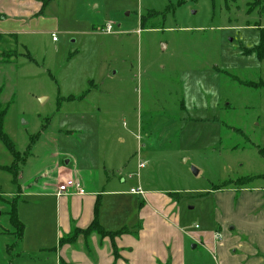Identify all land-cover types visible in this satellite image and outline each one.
I'll list each match as a JSON object with an SVG mask.
<instances>
[{
	"label": "rangeland",
	"instance_id": "rangeland-1",
	"mask_svg": "<svg viewBox=\"0 0 264 264\" xmlns=\"http://www.w3.org/2000/svg\"><path fill=\"white\" fill-rule=\"evenodd\" d=\"M42 1L0 0V113L15 150L0 141V168L12 166L0 169V264H97L107 246L119 264L120 252L142 251L133 226L139 215L151 225L154 211L170 228L158 233L160 253L180 230L215 227L245 243L230 229L240 214H229L243 189L264 191V60L245 53L264 28L263 0H48L37 14ZM61 167L84 188L117 193L103 198L101 220L127 227L134 247L73 226L58 237V204L45 195L56 174L58 186L66 180ZM137 188L142 196L130 194ZM182 236L184 264H216ZM232 245L227 253L241 254Z\"/></svg>",
	"mask_w": 264,
	"mask_h": 264
},
{
	"label": "crops",
	"instance_id": "crops-1",
	"mask_svg": "<svg viewBox=\"0 0 264 264\" xmlns=\"http://www.w3.org/2000/svg\"><path fill=\"white\" fill-rule=\"evenodd\" d=\"M17 16H20V14H17ZM68 165L69 163H67V165L65 166ZM61 170L63 171V178H74L75 180L79 181L82 188L84 189L85 194L77 195L75 193H72L61 195L58 197L57 180L59 176L58 174H56V183L50 190L51 193H46L45 196L54 197L56 203L58 204V228L59 230H61L58 233V237L61 238L63 235H68L72 226L75 229L79 230L86 229L94 220V208L95 205L98 203L99 206L98 213L96 215V220L100 227L104 231L111 233L122 231L120 236L116 237L114 240L116 248L119 247V249L122 250L124 248V243L122 242V240L126 238H129V240L134 243V247L138 242L135 243L134 240H132L129 236L125 234L130 233L128 232L127 227L124 226L115 231L107 230L103 226V220H101L102 214L100 213V210L103 209V198L108 197L110 195L116 196L117 193L106 192L103 191V189L100 190L97 185L94 187L92 185V187H90L86 184V188H84L81 182L82 179H80L79 174L74 173L73 170L68 171L63 167H61ZM77 176H79V179H77ZM243 190L244 191L242 192V195L238 203L236 204V207L233 209V211L230 212V214L228 209H232V207L230 206V204H228L229 200L224 199V201H220L219 204L222 213V218L224 220L223 222H225L226 224L229 222L226 221L229 215L232 216L235 213L240 214L239 217H234L236 221H234V227H231L230 229L233 231L238 229L240 232H244L245 234H247L248 239L245 243H238L239 238L233 236L232 233H230L229 235H222L223 233H220V229H216L215 227L213 231L200 233L199 235L189 236L186 234V232L180 230L181 233L178 231L175 232L176 237L172 239L171 245H166L168 249L170 248V251H167V253H160L155 250V248L158 246V244L156 243L157 236L159 235L158 233L160 230L168 232L170 231V228H165L163 224L156 220L158 213L154 211L151 212V217H154V221H152L151 225H144L142 219L143 217L142 215H139L141 218H139V221H137V223L133 226V228H142L138 236V239H140L141 241L143 239L142 251L141 249H139L140 245L137 244V247L135 248L136 251L134 253L128 254V256L124 255L123 252H120V256L117 262L119 261V264H184V259H182V249L180 245V242L183 241L182 239H184L182 234H184L188 239H191V241L194 242V248L192 249H196L197 246L202 244V248L209 251V254L211 256H214L215 259L213 260H215L216 264H264V205L262 203V199H260L263 196L264 191H250L246 189ZM25 193V188L21 186V193L17 194V197L21 198L22 196H24ZM153 200L156 201L155 198H153ZM138 208L140 210L139 213L142 214L146 209V204L143 208ZM118 209L119 207L114 208L112 210L115 213H119ZM220 222H222L221 219ZM154 228H156L155 231ZM151 229H153L151 233L147 232V230ZM145 230L146 234H144ZM215 234H218L220 236V242L216 241ZM119 238L120 240L117 241ZM168 241H170V239H168ZM233 243H235V245L237 246H240L242 250L241 254L231 256L227 253L228 246H233ZM145 248L151 250V252L148 253L143 251ZM104 249L105 250L102 252H97V264H112L114 262V259L111 255H109L110 248L107 246ZM67 250L68 248H66L65 250L62 248L61 252ZM258 251H261L263 253V256L258 254ZM61 252L60 258L62 257ZM215 253L219 254L220 258L216 259ZM83 259V256L80 255L74 256L73 258L74 262Z\"/></svg>",
	"mask_w": 264,
	"mask_h": 264
},
{
	"label": "trees",
	"instance_id": "trees-1",
	"mask_svg": "<svg viewBox=\"0 0 264 264\" xmlns=\"http://www.w3.org/2000/svg\"><path fill=\"white\" fill-rule=\"evenodd\" d=\"M47 1L48 0H43L42 2H40L41 8L37 14H41L43 12V9L46 6ZM263 2H264V0H263ZM258 35H259L258 44L252 50L245 51V53L246 54H254L259 61H263L264 60V28H260V29L258 28ZM3 119H4V113H0V141L5 146V148L12 154V156H14L15 155V150L13 147L14 145L12 146V144L8 140L9 138L2 132ZM262 156H264V155H262ZM1 168L3 169V171L9 173L12 169V166L1 167ZM240 180H248V182H249V179H247V178H243ZM98 206L99 205L97 203L95 205V208H94V220H93V222L84 230L75 229L73 231V234L77 233V235H78V234H86L87 233L88 235H90V234H92V232L95 231L97 234H103L105 237L111 236L113 238V237L120 235L122 233V231L115 232V233L106 232L100 227V225L98 224V222L96 220V218H97L96 215L98 213ZM15 207H16V202H14L13 207L10 209L9 221H10V225H12L13 227H15L16 230H18L17 237L19 239H21L23 236V232H24V226L17 219ZM68 241H69L68 244L72 243L74 241V236H73V238L69 237ZM64 242H65V238H62L59 241V246H62ZM114 248H115V246H114Z\"/></svg>",
	"mask_w": 264,
	"mask_h": 264
},
{
	"label": "built area",
	"instance_id": "built-area-1",
	"mask_svg": "<svg viewBox=\"0 0 264 264\" xmlns=\"http://www.w3.org/2000/svg\"><path fill=\"white\" fill-rule=\"evenodd\" d=\"M110 31V28H107V32ZM53 41H55V38L53 37L52 39ZM139 167H142V165H140ZM57 196H61V195H65V194H72L75 193L77 195H84V189L82 188L81 184L79 181L77 180H72V179H66L63 181V183L61 185L58 186L57 188ZM131 195L134 196H142L143 192L140 188L137 189H131L130 191ZM215 239L216 241L220 242L221 238L218 234H215Z\"/></svg>",
	"mask_w": 264,
	"mask_h": 264
},
{
	"label": "water",
	"instance_id": "water-1",
	"mask_svg": "<svg viewBox=\"0 0 264 264\" xmlns=\"http://www.w3.org/2000/svg\"><path fill=\"white\" fill-rule=\"evenodd\" d=\"M68 162H65V165H67ZM194 174H196V172H194ZM192 248H194V246H192Z\"/></svg>",
	"mask_w": 264,
	"mask_h": 264
}]
</instances>
